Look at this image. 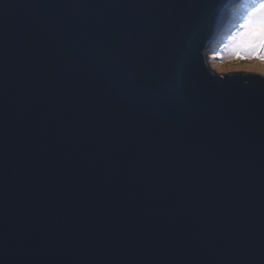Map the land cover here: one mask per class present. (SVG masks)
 <instances>
[{"label": "water", "instance_id": "1", "mask_svg": "<svg viewBox=\"0 0 264 264\" xmlns=\"http://www.w3.org/2000/svg\"><path fill=\"white\" fill-rule=\"evenodd\" d=\"M243 0H0V264H264V76L212 68Z\"/></svg>", "mask_w": 264, "mask_h": 264}, {"label": "rangeland", "instance_id": "2", "mask_svg": "<svg viewBox=\"0 0 264 264\" xmlns=\"http://www.w3.org/2000/svg\"><path fill=\"white\" fill-rule=\"evenodd\" d=\"M243 3L244 0L241 3H234L231 6V16L229 15L221 36H216L215 41H212L210 44L212 68L260 75L259 72L248 71L246 67L247 65L252 63H255L257 66H259L258 61L239 59L234 57L233 55L234 45L240 43V34L245 31V29L242 28L241 25L245 23V19L247 18L248 12L250 10L249 9L248 11H241L239 9V6ZM258 3L259 0H254V4L251 7L255 6ZM232 21L236 23L234 27L232 26ZM227 26L229 31L228 29L224 31Z\"/></svg>", "mask_w": 264, "mask_h": 264}, {"label": "snow or ice", "instance_id": "3", "mask_svg": "<svg viewBox=\"0 0 264 264\" xmlns=\"http://www.w3.org/2000/svg\"><path fill=\"white\" fill-rule=\"evenodd\" d=\"M241 27L245 31L240 34V43L234 45L233 55L239 59L258 61L259 66L252 63L246 66L247 70L264 76V0H259L250 8Z\"/></svg>", "mask_w": 264, "mask_h": 264}, {"label": "bare ground", "instance_id": "4", "mask_svg": "<svg viewBox=\"0 0 264 264\" xmlns=\"http://www.w3.org/2000/svg\"><path fill=\"white\" fill-rule=\"evenodd\" d=\"M253 4H254V0H244V3L239 6V9L241 11L242 10L248 11ZM232 22H233L232 26L234 27L236 25V23L234 21H232ZM227 29H228V26H227V28L224 31H226ZM228 31H229V29H228Z\"/></svg>", "mask_w": 264, "mask_h": 264}, {"label": "clouds", "instance_id": "5", "mask_svg": "<svg viewBox=\"0 0 264 264\" xmlns=\"http://www.w3.org/2000/svg\"><path fill=\"white\" fill-rule=\"evenodd\" d=\"M230 16H231V13H230Z\"/></svg>", "mask_w": 264, "mask_h": 264}, {"label": "trees", "instance_id": "6", "mask_svg": "<svg viewBox=\"0 0 264 264\" xmlns=\"http://www.w3.org/2000/svg\"><path fill=\"white\" fill-rule=\"evenodd\" d=\"M239 3H241V2H239Z\"/></svg>", "mask_w": 264, "mask_h": 264}]
</instances>
